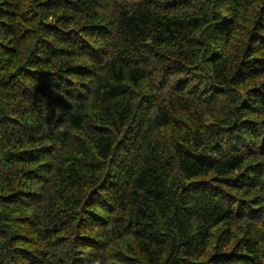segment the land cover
I'll use <instances>...</instances> for the list:
<instances>
[{"label":"trees","instance_id":"16d2710c","mask_svg":"<svg viewBox=\"0 0 264 264\" xmlns=\"http://www.w3.org/2000/svg\"><path fill=\"white\" fill-rule=\"evenodd\" d=\"M0 221L11 264H264V0H0Z\"/></svg>","mask_w":264,"mask_h":264},{"label":"rangeland","instance_id":"374dc122","mask_svg":"<svg viewBox=\"0 0 264 264\" xmlns=\"http://www.w3.org/2000/svg\"><path fill=\"white\" fill-rule=\"evenodd\" d=\"M105 6H106V2H104ZM110 12H108L109 14L111 13V10H109ZM145 87V86H144ZM170 138V136H168ZM0 227L1 229L5 232L8 233L9 231H11V226L7 225H3V222L0 221ZM9 251H8V247L6 245V243L4 242L3 239H0V264H11L12 261H10L9 259ZM113 264H117V263H113Z\"/></svg>","mask_w":264,"mask_h":264}]
</instances>
